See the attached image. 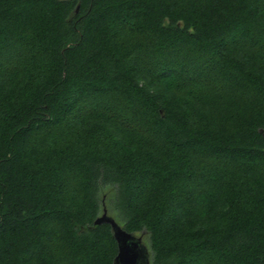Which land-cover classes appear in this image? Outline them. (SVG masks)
<instances>
[{
	"label": "trees",
	"instance_id": "16d2710c",
	"mask_svg": "<svg viewBox=\"0 0 264 264\" xmlns=\"http://www.w3.org/2000/svg\"><path fill=\"white\" fill-rule=\"evenodd\" d=\"M0 60V264H113L104 206L264 264V0H0Z\"/></svg>",
	"mask_w": 264,
	"mask_h": 264
},
{
	"label": "water",
	"instance_id": "95a60500",
	"mask_svg": "<svg viewBox=\"0 0 264 264\" xmlns=\"http://www.w3.org/2000/svg\"><path fill=\"white\" fill-rule=\"evenodd\" d=\"M109 224L113 237L117 243V253L113 259V264H151V254L147 244L143 240V235L128 231L111 214L106 206L94 220V224Z\"/></svg>",
	"mask_w": 264,
	"mask_h": 264
},
{
	"label": "rangeland",
	"instance_id": "374dc122",
	"mask_svg": "<svg viewBox=\"0 0 264 264\" xmlns=\"http://www.w3.org/2000/svg\"><path fill=\"white\" fill-rule=\"evenodd\" d=\"M7 66H10V64L8 63H5L4 61L0 60V68H4V67H7ZM131 113V112H129ZM130 115V114H129ZM135 125V124H134ZM110 214V213H109Z\"/></svg>",
	"mask_w": 264,
	"mask_h": 264
}]
</instances>
